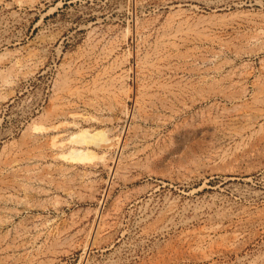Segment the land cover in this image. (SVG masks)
Listing matches in <instances>:
<instances>
[{
    "label": "rangeland",
    "instance_id": "rangeland-1",
    "mask_svg": "<svg viewBox=\"0 0 264 264\" xmlns=\"http://www.w3.org/2000/svg\"><path fill=\"white\" fill-rule=\"evenodd\" d=\"M257 210L264 0H0V264H264Z\"/></svg>",
    "mask_w": 264,
    "mask_h": 264
},
{
    "label": "bare ground",
    "instance_id": "bare-ground-1",
    "mask_svg": "<svg viewBox=\"0 0 264 264\" xmlns=\"http://www.w3.org/2000/svg\"><path fill=\"white\" fill-rule=\"evenodd\" d=\"M168 210V209H167ZM169 212L170 211H172L171 209L170 210H168ZM249 213V212H248ZM257 215L258 216H260V217H263L264 218V210H262V211H260V210H257ZM253 217H255L254 215H253ZM261 221V220H260ZM218 226H220V225H218ZM223 226V225H222ZM235 234H237L238 235V233H235ZM200 235H202V234H200ZM205 235V234H204ZM237 235H235L234 236V239H233V241L236 239V236ZM223 237V236H222ZM238 237V236H237ZM240 237V236H239ZM205 239H208V238H206V237H201V236H199V237H196V238H194V242H189V247H197V248H200V247H203V244H204V242H205ZM183 240H184V238H183ZM228 240V239H227ZM238 240V239H237ZM183 243H184V241H183ZM237 243V242H236ZM220 246V245H219ZM175 246H172V245H170L169 246V249L167 250V251H163V252H161V253H159L158 254V256H159V259H160V261H162L163 262V264H176V262H178V260H179V251L176 249V248H174ZM239 251V249L237 248V246L234 244V243H228V244H226L224 247L222 246L221 248H219L218 247V249L217 250H210L208 253H205L204 254V259H211V258H213L214 257V255L217 253V255H218V253H226V252H238ZM241 259V258H240Z\"/></svg>",
    "mask_w": 264,
    "mask_h": 264
}]
</instances>
